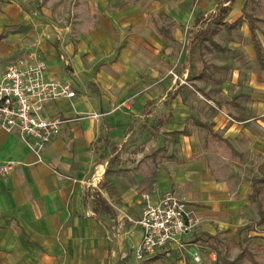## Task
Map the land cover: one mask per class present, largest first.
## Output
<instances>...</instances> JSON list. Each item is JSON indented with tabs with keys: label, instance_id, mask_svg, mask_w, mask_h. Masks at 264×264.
Returning a JSON list of instances; mask_svg holds the SVG:
<instances>
[{
	"label": "crops",
	"instance_id": "0c3cea01",
	"mask_svg": "<svg viewBox=\"0 0 264 264\" xmlns=\"http://www.w3.org/2000/svg\"><path fill=\"white\" fill-rule=\"evenodd\" d=\"M69 1L0 0L2 56L40 58L47 78L70 82L76 90L73 99L52 102L40 114L65 121L41 162L16 134L0 129V164H19L0 178V264H195L194 252L201 264L233 261L221 257L220 238L243 249L238 264H264V229L254 234L248 226L249 189L264 186V181L253 185L264 175L252 179L250 187L245 181L244 154L259 150L247 142L252 118L245 113L234 118L241 125L237 133L244 135L239 140L235 130L221 124L212 106L220 104L206 95L204 101L212 105L205 107L194 95L200 92L195 80L208 67L203 64L198 74L193 57L207 44L220 48L218 36H209L186 63L187 36L177 64L179 80L173 72L172 79L168 41L177 36H159L146 27L166 16L147 11L144 0H73V12L64 14ZM61 15L66 23L74 18L75 31L57 26ZM246 16L238 17L240 28ZM201 17L207 18L198 13L193 23ZM120 25L135 27L125 36L111 33L109 26ZM160 27L158 33L165 35L168 30ZM249 35L264 72L250 29ZM263 163L264 158L262 168ZM168 192L188 202L198 227L182 238V248L172 245L167 255L139 262L142 198L148 195L155 203ZM251 235L261 237L253 241L255 250L244 242Z\"/></svg>",
	"mask_w": 264,
	"mask_h": 264
},
{
	"label": "rangeland",
	"instance_id": "374dc122",
	"mask_svg": "<svg viewBox=\"0 0 264 264\" xmlns=\"http://www.w3.org/2000/svg\"><path fill=\"white\" fill-rule=\"evenodd\" d=\"M145 4L150 10L161 13V16H166L167 18L161 17L158 19H152L153 21L146 25L147 30L155 32L159 36H177L178 40H169L168 44V54L171 58L168 61V72H173L177 79L179 80L180 70L177 67L179 59L185 48V38L188 36V28L193 23L194 17L201 13L204 16H208L219 0H144ZM74 1H69V6L66 7L64 14L67 12L71 14L73 12L72 3ZM63 10V9H61ZM78 11V9L74 10ZM56 12V11H55ZM45 15V14H44ZM250 16L254 19L253 25L255 26L256 34L262 45V54L264 58V0H236L232 7V12L228 17V20L234 21L239 16ZM66 15L60 16L59 27L73 28L71 31H75L74 18L73 21L66 23L64 17ZM248 16L244 20L243 26L233 31L231 34L227 33L224 29L218 31L217 42L220 48H215L209 44L198 50L193 57V65L197 66V73L201 72L202 65L204 64L207 68V72L203 78L197 79L198 83H195L198 88H200L199 93H194L195 96L200 98L204 102L205 107L212 104L206 103L204 97L207 95L215 102L219 103L220 106L212 105L213 108L219 113V124L224 122L228 128L235 131H231L234 135L241 140L244 135L240 132L237 133L241 125L236 124L234 118L238 114L245 113L252 120L249 122L250 126L247 127L249 134L248 144L254 146L257 145L259 150L251 148L246 152L244 167L246 170L245 181L248 186L251 185L252 179L260 178L264 175V168L260 167L262 160L264 158V72L259 68L256 60L254 51L250 42L249 29L247 21L249 22ZM46 17V15H45ZM42 19V16L40 15ZM48 17L45 18V23L47 25L49 22ZM161 21V22H160ZM173 21V23H171ZM72 24V25H69ZM161 25L160 26H158ZM51 27V26H49ZM92 26H85V29L91 28ZM95 27V26H94ZM111 33H119L121 36L131 33L135 26H109ZM166 28L168 31L164 35L158 33V29ZM13 27H10L11 30ZM54 29V28H50ZM8 30V31H9ZM163 30V29H162ZM118 34V35H119ZM226 50L224 52V50ZM0 52V71H4L5 67L14 59L22 56V53L13 54L11 57L2 56ZM64 57V56H63ZM65 58V57H64ZM68 62V60L65 58ZM63 62V61H62ZM167 77H171V73H167ZM220 79L222 84L217 86L215 80ZM188 84L187 80L182 79ZM173 91V90H172ZM172 91H168L169 93ZM218 134L224 136L223 132H218ZM253 135L255 138H250ZM225 137V136H224ZM233 140V138L231 137ZM257 140V141H256ZM223 149L225 148L223 144H220ZM259 188L255 187L254 190L251 187L249 189V199L252 208V217L249 220V228L253 233H258L263 231L264 224V186L257 184ZM257 192V193H256ZM256 193V195H255ZM255 195L256 200H251V195ZM263 215V216H262ZM261 237L256 235H251V237H246L244 242H248L247 248L251 246L252 250H255L254 246ZM254 241V242H253ZM218 248L221 251V257L226 258H236L240 251L243 249L239 245H231L223 240L218 239ZM204 258V262L207 260Z\"/></svg>",
	"mask_w": 264,
	"mask_h": 264
},
{
	"label": "built area",
	"instance_id": "2783aa9c",
	"mask_svg": "<svg viewBox=\"0 0 264 264\" xmlns=\"http://www.w3.org/2000/svg\"><path fill=\"white\" fill-rule=\"evenodd\" d=\"M60 59L67 64L63 56ZM46 72V62L31 56L14 59L0 74V129L16 134L40 162L45 147L60 134L65 123L60 117L42 118L41 112L52 102L76 96L70 82L47 78ZM18 165L12 161L0 164V178ZM142 199L143 214L137 222L142 237L135 250L136 260L167 255L172 245L182 248V238L199 224L188 202L172 192L155 203L148 195ZM192 260L201 264V255L194 252Z\"/></svg>",
	"mask_w": 264,
	"mask_h": 264
},
{
	"label": "trees",
	"instance_id": "16d2710c",
	"mask_svg": "<svg viewBox=\"0 0 264 264\" xmlns=\"http://www.w3.org/2000/svg\"><path fill=\"white\" fill-rule=\"evenodd\" d=\"M235 0H220L215 8V12L209 14L207 18L203 19L197 18L195 19L192 26L189 28L188 31V39H187V46H186V63L189 62L191 56L195 49L201 46V44L209 39V36H215L220 29H224L227 33H231L234 30H238L243 23L241 18H237L233 22L226 21L230 11L231 5L234 3ZM253 19L249 18V29L252 38L253 45L256 49L257 59L260 63L261 67L264 69V63L261 59L260 55V46L258 41L256 40V34L253 25ZM264 165V163H263ZM264 179L254 181L253 185L255 186L256 183L262 182ZM102 186V184H101ZM110 190V189H109ZM95 195V199H97V203L101 205L103 203L100 200L99 196L95 191L93 192ZM213 239L214 238H210ZM243 259V254H239L233 261L224 260L222 264H238ZM218 260L214 264L217 263Z\"/></svg>",
	"mask_w": 264,
	"mask_h": 264
}]
</instances>
